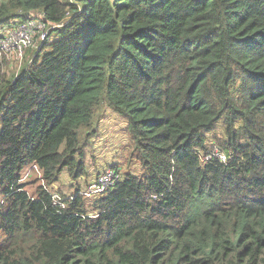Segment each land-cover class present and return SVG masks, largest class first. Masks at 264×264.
<instances>
[{
  "label": "trees",
  "instance_id": "1",
  "mask_svg": "<svg viewBox=\"0 0 264 264\" xmlns=\"http://www.w3.org/2000/svg\"><path fill=\"white\" fill-rule=\"evenodd\" d=\"M30 11L58 27L0 53V264H264V0H3L0 31ZM104 104L142 174L56 207Z\"/></svg>",
  "mask_w": 264,
  "mask_h": 264
},
{
  "label": "rangeland",
  "instance_id": "2",
  "mask_svg": "<svg viewBox=\"0 0 264 264\" xmlns=\"http://www.w3.org/2000/svg\"><path fill=\"white\" fill-rule=\"evenodd\" d=\"M2 1L0 0V2ZM52 38H54L53 35ZM38 44L39 41H35L32 46ZM24 61L25 56L21 61L8 57L6 70L10 74L13 73L15 75L21 70ZM85 132H88V134L86 135ZM85 132L81 135L80 144L83 145L85 153L84 164L87 172L86 175L74 179L69 175L67 170H64L58 175L57 182L47 187L49 191L65 197L74 194L77 188L81 192H87L95 177L109 170L118 171L120 179L126 174L141 176L142 167L136 158V152L127 131V122L122 117L113 113L104 104L96 111L94 122ZM213 135H216L217 138L223 137L220 124L214 129L212 134L206 135L207 150H211L213 146L218 150L220 149L219 143L217 141L214 142ZM35 178L33 176L29 181L25 182L27 183L26 188L29 192L35 187L31 185L32 182H35ZM36 185L38 184L36 183ZM1 238L0 232V240Z\"/></svg>",
  "mask_w": 264,
  "mask_h": 264
},
{
  "label": "built area",
  "instance_id": "3",
  "mask_svg": "<svg viewBox=\"0 0 264 264\" xmlns=\"http://www.w3.org/2000/svg\"><path fill=\"white\" fill-rule=\"evenodd\" d=\"M48 26L50 29L58 27L47 24L44 20L42 12L30 11L25 14V17L15 19L10 22L6 29L0 31V53L4 54L7 58L21 61L25 50L30 48L35 41H43L48 33ZM201 164H205L211 160H216L219 163L226 165L228 158L225 153L213 148L210 151L199 154ZM118 182V173L113 170L104 171L95 177L94 181L89 186L87 192L78 193L85 196H93L102 193L113 187ZM50 194L52 204L56 207L63 208L65 200H73L75 193L68 197H63L46 189Z\"/></svg>",
  "mask_w": 264,
  "mask_h": 264
}]
</instances>
